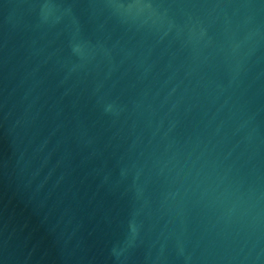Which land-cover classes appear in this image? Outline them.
Here are the masks:
<instances>
[{"label":"water","instance_id":"1","mask_svg":"<svg viewBox=\"0 0 264 264\" xmlns=\"http://www.w3.org/2000/svg\"><path fill=\"white\" fill-rule=\"evenodd\" d=\"M0 264H264V0H0Z\"/></svg>","mask_w":264,"mask_h":264}]
</instances>
